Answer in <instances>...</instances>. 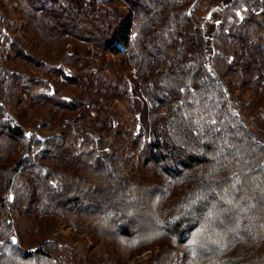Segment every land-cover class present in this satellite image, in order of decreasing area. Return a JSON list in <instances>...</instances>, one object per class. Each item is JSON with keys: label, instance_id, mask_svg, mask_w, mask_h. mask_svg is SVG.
Returning a JSON list of instances; mask_svg holds the SVG:
<instances>
[{"label": "trees", "instance_id": "trees-1", "mask_svg": "<svg viewBox=\"0 0 264 264\" xmlns=\"http://www.w3.org/2000/svg\"><path fill=\"white\" fill-rule=\"evenodd\" d=\"M14 1L75 43L71 75L57 74L77 92L6 78L0 58V264H58L55 241L18 244L42 218L124 262L158 247L146 264H264V0H245L248 15L219 33V17L187 12L194 0ZM237 90L255 102L236 103ZM125 96L130 123L114 103ZM22 98L60 116L49 138L5 116Z\"/></svg>", "mask_w": 264, "mask_h": 264}, {"label": "rangeland", "instance_id": "rangeland-1", "mask_svg": "<svg viewBox=\"0 0 264 264\" xmlns=\"http://www.w3.org/2000/svg\"><path fill=\"white\" fill-rule=\"evenodd\" d=\"M250 10L245 0H194L187 12L196 16L202 24L211 22L214 16L219 17V33L229 30L245 18ZM32 15L33 10L26 2L0 0V58L6 70V78L12 73L34 75L49 82L48 94L71 100L77 90L64 82L63 76L57 72L62 70L67 76L71 75L69 64L75 43L70 39H56L52 34L44 32L32 19ZM214 42L217 53L222 52V44L217 36ZM13 44L25 57H18L15 52L9 51ZM111 60L117 63L116 58L109 56L107 62ZM120 84L116 83L115 88L123 93L126 87ZM232 98L236 103H254L256 100L253 92L241 90L234 91ZM4 103L7 108L5 116L11 120L20 117L29 134L33 133L41 140L49 138L60 126V116L49 106L32 107L25 98L19 104L14 101ZM114 103L130 123L129 97L116 99ZM32 225L28 236L18 240V244L24 249H31L45 240L55 241L59 245L58 264H85L88 257L98 264H146L159 251L158 247H152L124 262L123 252L114 244L97 245L90 234H80L60 219L42 218Z\"/></svg>", "mask_w": 264, "mask_h": 264}, {"label": "snow or ice", "instance_id": "snow-or-ice-1", "mask_svg": "<svg viewBox=\"0 0 264 264\" xmlns=\"http://www.w3.org/2000/svg\"><path fill=\"white\" fill-rule=\"evenodd\" d=\"M199 199H200V197L197 196V197H196V200H199ZM196 200H193L192 203H195ZM189 214H190V211H189ZM209 239H210V237H209ZM11 243H12L13 245H15V244L17 243V241H16V239H15L14 237L12 238ZM192 243H193V244H197V243H199V241L194 239V240L192 241ZM0 244H3V242L0 241Z\"/></svg>", "mask_w": 264, "mask_h": 264}]
</instances>
